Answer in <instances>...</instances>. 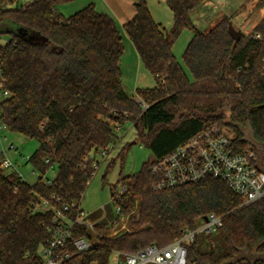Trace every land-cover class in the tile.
<instances>
[{"label": "trees", "instance_id": "16d2710c", "mask_svg": "<svg viewBox=\"0 0 264 264\" xmlns=\"http://www.w3.org/2000/svg\"><path fill=\"white\" fill-rule=\"evenodd\" d=\"M208 1L165 0L174 20L167 30L154 20L147 0H135V15L123 29L155 87L137 89L135 97H129L122 84L124 43L111 16L90 4L66 17L58 6L70 0H33L17 7L16 0H0V35L10 37L7 44L0 43L1 89L7 94L0 123L37 141L29 163L41 175L30 185L0 167V264H43L40 250L56 226L52 213L35 206L43 200L60 210L70 206L67 215L77 217L79 210L71 206L81 204L92 172L86 159L116 144V127L126 123L133 125L135 142L145 145L155 160L112 185L125 191L112 197L108 219L97 223L96 230L109 231L110 221L129 216L128 230L103 235L92 249L77 253L74 242L90 233L74 226L63 250L71 258L63 264H110L114 251L134 254L151 245L164 248L181 239L185 229L196 230L209 214L223 217V228L196 237L187 247L188 264L264 258V200L246 205L214 179L154 189L155 162L211 127L229 128L239 151L247 145L248 127L264 144V19L240 41L229 34L230 18L202 32L192 15ZM19 29L48 41L31 43L18 35ZM185 29L193 33L183 56L192 81L173 52ZM53 168L57 176L49 184L43 179ZM118 207L120 215L114 212Z\"/></svg>", "mask_w": 264, "mask_h": 264}, {"label": "built area", "instance_id": "2783aa9c", "mask_svg": "<svg viewBox=\"0 0 264 264\" xmlns=\"http://www.w3.org/2000/svg\"><path fill=\"white\" fill-rule=\"evenodd\" d=\"M264 77V66H263ZM7 96V94H5ZM4 127L0 126V129ZM118 131L121 126L116 127ZM225 129L211 127L185 143L177 146L169 155L155 162L151 167L152 174L158 178L154 185L155 191H165L185 186L195 185L207 179L221 181L228 185L232 191L244 200L246 205L264 200V164L261 163L264 153L252 144L244 141L246 147L243 151L238 143H235L234 133L230 130V135L226 134ZM113 144L107 145L96 155L90 154L86 159L92 164L91 183L97 172L102 167L113 149ZM13 148V147H12ZM99 155L102 161H97L95 156ZM23 162L29 163L31 155L22 157ZM0 167L7 173L19 174L17 166L9 159H2ZM52 180L48 181L51 184ZM125 190L122 188L123 193ZM72 208H77L79 214L74 219L67 215L70 206H64L62 210L52 207L47 200L38 203L35 208L42 213L50 212L54 217L56 231L53 238L49 239L40 250L43 264H63L71 258L68 252H63L67 246V241L71 238V230L74 226L86 227L90 233L89 238H81L74 242L77 253H83L92 249L98 244L100 237H114L120 232L126 231L129 216L122 217L119 222L110 221L112 229L99 232L96 225L102 220L108 219L106 210L104 216L99 220H90L89 215L85 214L80 205L73 204ZM115 214L120 215L121 209H115ZM223 217L209 214L201 219L196 230H184L181 239L174 243L159 248L151 245L134 254H125L114 251L110 264H188L187 247L195 242L198 235L216 234L223 228ZM257 255H249L244 261H234L233 264H255ZM264 261V260H262Z\"/></svg>", "mask_w": 264, "mask_h": 264}, {"label": "rangeland", "instance_id": "374dc122", "mask_svg": "<svg viewBox=\"0 0 264 264\" xmlns=\"http://www.w3.org/2000/svg\"><path fill=\"white\" fill-rule=\"evenodd\" d=\"M33 0H16V7L25 5ZM208 4V2H210ZM84 2L85 7L89 3L95 4L96 10L105 12V14L115 12L121 20H127L130 13L135 11V0H74V4H63L58 6V11L66 17H70L77 13L80 9L75 6ZM208 6L204 7V12L196 11L192 15V20L195 26L202 32L209 31L221 19L230 18L233 27L240 31L243 36H249L257 25L264 19V0H209ZM150 11L153 13L156 22L161 24L165 29L170 30L173 27V14L168 8L165 0H147ZM206 4V5H207ZM73 9L68 13L66 9ZM82 8V7H80ZM98 8V9H97ZM109 12V13H108ZM135 15V14H134ZM129 22V21H128ZM122 35L125 53L121 60V69L123 73L122 84L126 94L129 97H135L137 89H151L155 87V80L152 75L141 67L138 68V55L132 42L129 40L127 34L122 27H119ZM193 38V33L189 29L183 30L178 40L174 44L173 52L176 60L184 69L190 81L193 80L192 73L184 66V53L189 43ZM10 40L8 35H0V43L7 44ZM140 83L137 86L136 80ZM6 95L1 89V74H0V110L1 103ZM2 124L0 123V126ZM226 134L231 136L229 128H225ZM119 140L113 144V149L107 159L103 162L102 167L97 172L89 184L82 201V211L89 215L90 220H99L104 216V209L106 213L112 210V197L122 192V186L119 185L116 190L112 188L116 184L119 177L133 176L139 173L142 167L147 163H152L155 158L152 152L143 144L136 143V132L131 123H126L117 131ZM13 147V148H12ZM124 147L127 150L124 156H120ZM38 148L37 141L30 140L19 133H12L5 127L0 129V159H9L14 163H19V174L23 177V181L30 185H34L41 178L30 163H25L22 157L33 155ZM97 161H102V158L95 156ZM109 165L112 168L107 171ZM108 172V173H107ZM57 176L56 168L51 169L44 177V181L53 180ZM106 177V183L103 178Z\"/></svg>", "mask_w": 264, "mask_h": 264}, {"label": "water", "instance_id": "95a60500", "mask_svg": "<svg viewBox=\"0 0 264 264\" xmlns=\"http://www.w3.org/2000/svg\"><path fill=\"white\" fill-rule=\"evenodd\" d=\"M229 34L230 36L235 40V41H240L243 34L240 31H237L234 27L233 24L230 23L229 27ZM18 35H20L22 38H25L27 41L31 42V43H36V44H44L46 43L48 40L44 37H36L34 35H28V32L25 29H19L18 30ZM246 138L245 141L252 144L254 147H256L259 152L264 153V144L258 142L255 137H254V133L253 131L248 127L246 130ZM134 144H136V142H134ZM261 163L264 164V155L262 156L261 159ZM256 261H262L264 260L263 257H256L255 259ZM237 261V260H236ZM234 261H232L229 264H233Z\"/></svg>", "mask_w": 264, "mask_h": 264}, {"label": "crops", "instance_id": "0c3cea01", "mask_svg": "<svg viewBox=\"0 0 264 264\" xmlns=\"http://www.w3.org/2000/svg\"><path fill=\"white\" fill-rule=\"evenodd\" d=\"M70 5H72V4H74V0H70V2H68ZM209 3H211V1L210 2H208V4ZM90 4H92V3H89V5ZM208 4L207 5H205V7L206 6H208ZM85 5L86 4H84V2H82L81 4H79V5H75V6H77L80 10L81 9H83L84 7H85ZM95 5V4H94ZM61 6V5H60ZM62 6H64V5H62ZM80 7H82V8H80ZM96 7H97V5H96ZM98 9V8H97ZM66 10H68V13L70 12V11H72L73 9H70V8H68V9H66ZM98 12H100V11H98ZM201 12L203 13L204 12V8L201 10ZM100 13H102V12H100ZM104 14H105V12H103ZM109 13V12H108ZM132 13V12H131ZM130 13V16H129V18H127V20H121L118 16H116L117 14L115 13V12H113L112 11V13H109V16H111L114 20H115V22H116V24H117V26H118V29H119V27H122V28H124V26L128 23V21H130L133 17H134V14H135V11H134V13L133 14H131ZM152 13V12H151ZM108 15V14H107ZM152 16H153V18H154V20L156 21V19H155V17H154V15H153V13H152ZM125 53V52H124ZM138 55V54H137ZM138 58H139V56H138ZM141 63V60H140V58L138 59V68H139V70H141L140 68L141 67H139V66H141L140 65V63ZM142 64V63H141ZM145 69V68H144ZM146 70V69H145ZM147 71V70H146ZM148 72V71H147ZM139 83H140V80L139 79H137L136 80V85L138 86L139 85ZM13 162V161H12ZM14 163V162H13ZM16 166H17V168H18V171H19V163L18 164H16V163H14ZM245 258V257H244Z\"/></svg>", "mask_w": 264, "mask_h": 264}]
</instances>
